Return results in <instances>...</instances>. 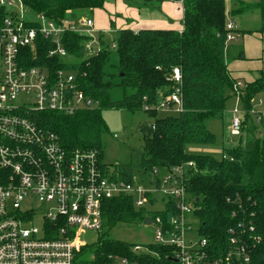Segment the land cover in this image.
Here are the masks:
<instances>
[{
	"label": "trees",
	"instance_id": "16d2710c",
	"mask_svg": "<svg viewBox=\"0 0 264 264\" xmlns=\"http://www.w3.org/2000/svg\"><path fill=\"white\" fill-rule=\"evenodd\" d=\"M134 2L138 8L161 12L163 1ZM21 3L32 13L60 21L83 16L81 11L100 9L104 0H21ZM230 4V15L250 10L259 12L260 27L243 30L242 34L264 32V0H230ZM181 5L180 30L120 28L115 30V38L109 43L98 31L99 51L93 55H87L85 51L91 36L67 32L63 36V45L77 63L69 62V59L63 64L56 58H48L44 51L39 53L40 63L74 71L78 86L95 105L73 115L44 111L37 119L55 132L68 151L95 150L101 160V136L108 131L102 112L111 109L145 112L152 120L138 126L143 140L141 168L150 172L190 162L191 166L185 165L182 183L193 200L192 216L199 234L214 249L225 250L228 230L233 229L248 245L249 264H264V120L256 121L261 129L255 123L251 127H241L244 143L241 144L239 138L237 145L223 146L218 157L186 151L188 145H212L215 142L207 121L222 118L227 100L235 94L233 84L242 80L232 77L225 58V0H181ZM4 14L5 9L0 8V16ZM112 55L117 58L114 65L110 64L114 72H108L106 67ZM236 58H245L243 50L238 51ZM35 64L30 60L29 65ZM174 67L179 68L181 74L184 110L180 114L159 117L154 105L161 95L172 89L169 77ZM243 83L244 88L239 89L242 92L240 100L249 121L251 101L264 91V71L261 70L253 81ZM114 86L123 90V96L117 101H111L109 96ZM144 106L148 108L144 109ZM113 168L124 180L130 179L133 173L130 164H116ZM101 210L100 235L118 224L142 221L148 212L135 208L132 198L126 195L104 200ZM249 226L253 227L252 231ZM84 250L92 255V259L85 256L83 261L93 264H104L108 254L136 258L130 251V244L103 236ZM156 250L163 253L161 248Z\"/></svg>",
	"mask_w": 264,
	"mask_h": 264
},
{
	"label": "built area",
	"instance_id": "2783aa9c",
	"mask_svg": "<svg viewBox=\"0 0 264 264\" xmlns=\"http://www.w3.org/2000/svg\"><path fill=\"white\" fill-rule=\"evenodd\" d=\"M0 8L5 9L0 16V264H93L80 256L88 246L82 234L102 231V203L120 195L130 196L137 209L153 211L145 217L155 226L154 240L144 248H130L135 259L108 254L104 264H249L248 245L235 230H228L225 250L214 249L199 234L193 200L182 183L190 162L143 170L124 180L112 166H103L95 150L68 151L55 132L39 123L40 112L73 115L95 105L78 86L74 71L51 68L38 56L44 51L63 64L69 59L77 63L63 45L67 32L91 36L86 54L97 53L98 31L92 18L54 21L33 13L35 18L29 19L21 0H0ZM234 27L231 20L226 22V41L234 38ZM30 60L36 64L29 65ZM169 79L172 89L160 96L155 110L180 114L184 109L179 68L172 69ZM242 85L233 84L234 97L240 99ZM243 111H231L232 136L241 133ZM249 114L257 122L262 118L254 107ZM158 199L162 207L155 209ZM192 231L198 239L192 238Z\"/></svg>",
	"mask_w": 264,
	"mask_h": 264
},
{
	"label": "rangeland",
	"instance_id": "374dc122",
	"mask_svg": "<svg viewBox=\"0 0 264 264\" xmlns=\"http://www.w3.org/2000/svg\"><path fill=\"white\" fill-rule=\"evenodd\" d=\"M16 4L19 3V0H14ZM141 2V0H104L103 7L96 10L93 9L92 11H81V14L87 17H93L94 20L99 21L102 23L103 27H108L112 29L113 32L109 30L101 31L104 35V40L106 42H110L115 38V21L121 20L125 25H130L135 20H131L130 16L126 17L122 10L126 8L135 10L138 9V5L134 2ZM246 2L250 0H244ZM258 1V0H253ZM116 2V3H115ZM225 7H226V22L230 20L233 21L235 25L232 34L234 38L231 40L226 41L225 47V58L227 65L231 66V64L235 61H240L241 59L236 58V54L238 50L248 47L253 49L256 47L257 40L253 36H245L242 37L238 35L239 28L240 29H248V30H256L260 27V15L258 10H253L246 13H238L234 15H230V0H225ZM125 8V9H124ZM144 8V7H141ZM140 9V8H139ZM138 9V10H139ZM141 10V9H140ZM26 17L29 19L35 18V15L30 12L29 10H24ZM96 11V12H95ZM150 16H156V13H150ZM164 18V17H163ZM179 23V22H178ZM180 24V23H179ZM251 35V34H245ZM116 55H112L109 65H107L108 72H114V69L111 65L116 63ZM248 65L252 66L255 63H260L261 59L250 58L246 60ZM240 67L244 68L245 63L241 62L239 64ZM264 71V70H263ZM242 88H244V83L242 82ZM242 92L240 94V97ZM263 95V94H262ZM261 95V98H262ZM109 96L111 101H117L123 96V90L119 86H114L109 91ZM264 96V95H263ZM258 97H254L252 107H256ZM256 101V102H255ZM263 102V101H262ZM258 103H260L258 101ZM234 107H238L242 109L241 101L239 97H232L227 100L225 104V109L223 112V116L221 119H209L207 121V128L215 135V142L212 145H188L186 147V151L192 154H210L213 156H220L222 147H233L239 143V138L241 144L244 143V131L239 136H232L229 131L230 121H231V111ZM258 109V107H256ZM260 110V109H259ZM166 115V113L162 111H158L157 116L162 117ZM243 120L241 127H251L253 124V118L250 117L249 121L246 120L245 112L243 111ZM103 119L108 127V131L101 136V160L103 163L109 165L110 167L115 166L116 164H130L133 166V173L132 175L134 178L138 177L142 172L143 169L141 168L139 161H140V153L142 150L143 140L142 134L138 130V126L140 124L148 123L152 120L145 112L138 111V112H128L123 109H111L102 112ZM250 116V114H249ZM246 123V124H245ZM256 123V121H254ZM245 124V125H244ZM243 130V128H242ZM163 172V171H162ZM154 207L155 209H160L162 205L160 204V200L158 199ZM152 210V209H151ZM150 215L153 214V211H148ZM194 226V225H193ZM154 224H145L142 221L139 222H132L129 224H118L109 231H103L104 234L100 235L101 233L97 231H90L87 230L82 234V239L88 243V245L92 246L96 244L100 237L103 236L104 238L121 241L130 244V248L134 245H139L142 248L145 245L152 243L154 240ZM192 238L198 239V235L195 232H191ZM142 250L137 251L136 253H142ZM82 253V254H81ZM87 251L82 249L80 251L81 257L83 259H91L92 255Z\"/></svg>",
	"mask_w": 264,
	"mask_h": 264
},
{
	"label": "crops",
	"instance_id": "0c3cea01",
	"mask_svg": "<svg viewBox=\"0 0 264 264\" xmlns=\"http://www.w3.org/2000/svg\"><path fill=\"white\" fill-rule=\"evenodd\" d=\"M138 9L131 10V9L126 8L125 10H122V12L124 13L126 17L130 16L131 20L136 19V22H133L132 24L130 23V25H125L123 21L118 19L115 21V27L119 26L118 29L130 28L133 31H137L139 29H149V28L151 29H176V30H180L182 28V25H181L182 5L179 2H172V1L162 2L161 12L149 11L147 8H140L141 10L140 9L138 10ZM250 11H253V10H250ZM250 11H246V12H250ZM153 12L156 13V16L154 17L150 16V13H153ZM91 18L93 20V26L95 30L100 31V32L105 31V30H108V31L110 30L111 33L113 32L112 29H109L108 27H103L102 23H100L97 20H94L93 17ZM243 30L244 29L239 28V30H237L238 35L239 36L241 35L242 37L253 36L254 38H256L257 40L256 47L253 49H250L248 47L243 48V53H244L245 58L241 59L240 61H235L231 64V66L227 65V67L230 70L233 78H240L243 82H250V81H253L258 76V73L261 70H264V32H252L250 33L251 35H245L241 33V31ZM250 58L261 59V62L255 63L252 66H250L248 65V62H246V60ZM241 62L245 63L244 68H238L240 67L239 64ZM262 94L264 95V91L257 95L258 97L257 99H260L261 102L258 103V100H257L256 107H258V109H256V107L255 109L260 113L262 119L264 120V96ZM261 95H262V98H261ZM253 99L251 103L254 102ZM251 117L255 121L254 116L251 115ZM255 125L259 129L262 128L261 125L258 123H255Z\"/></svg>",
	"mask_w": 264,
	"mask_h": 264
},
{
	"label": "water",
	"instance_id": "95a60500",
	"mask_svg": "<svg viewBox=\"0 0 264 264\" xmlns=\"http://www.w3.org/2000/svg\"><path fill=\"white\" fill-rule=\"evenodd\" d=\"M143 223H145V224H149V223H151V219L148 218V217H145V218L143 219Z\"/></svg>",
	"mask_w": 264,
	"mask_h": 264
}]
</instances>
